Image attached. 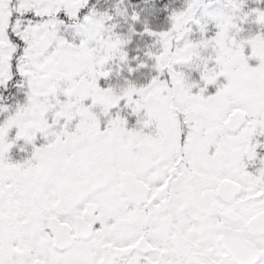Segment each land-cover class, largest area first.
Masks as SVG:
<instances>
[{"label":"snow or ice","instance_id":"6c2138e0","mask_svg":"<svg viewBox=\"0 0 264 264\" xmlns=\"http://www.w3.org/2000/svg\"><path fill=\"white\" fill-rule=\"evenodd\" d=\"M0 264H264V0H0Z\"/></svg>","mask_w":264,"mask_h":264}]
</instances>
